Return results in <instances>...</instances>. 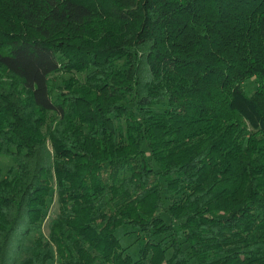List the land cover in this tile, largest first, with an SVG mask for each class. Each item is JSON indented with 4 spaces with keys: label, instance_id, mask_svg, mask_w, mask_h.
I'll return each instance as SVG.
<instances>
[{
    "label": "trees",
    "instance_id": "1",
    "mask_svg": "<svg viewBox=\"0 0 264 264\" xmlns=\"http://www.w3.org/2000/svg\"><path fill=\"white\" fill-rule=\"evenodd\" d=\"M0 157V264H264V0H0Z\"/></svg>",
    "mask_w": 264,
    "mask_h": 264
},
{
    "label": "rangeland",
    "instance_id": "2",
    "mask_svg": "<svg viewBox=\"0 0 264 264\" xmlns=\"http://www.w3.org/2000/svg\"><path fill=\"white\" fill-rule=\"evenodd\" d=\"M67 78H69L67 75L59 76L57 78V86H61L62 80H65ZM244 89H245V92L247 95H251L256 89L255 80H250V81L246 82ZM13 165L14 164H13V161L11 159H8L5 157H0V168L3 171V173H5L8 170V168L12 167ZM155 170H156V172H160V170L158 168H155ZM163 197L165 200V204H169L175 199V197H172L165 190L163 191ZM57 213H58V204L56 202V197H53V200L49 206L47 215L45 217V220H44L42 227H41V230H40L41 234L44 237H47V235H48V224H49V222L55 217V215ZM163 218L166 221H168V217L164 214H163ZM118 238L121 241L122 248H124L125 251L127 253H129L131 256H133L135 259L137 256V253H138L139 246H140V243L137 240V238H138L137 232H135L131 228H125V229H122L118 232ZM52 264H57V263L54 262Z\"/></svg>",
    "mask_w": 264,
    "mask_h": 264
}]
</instances>
